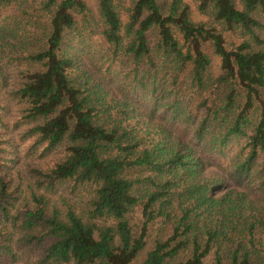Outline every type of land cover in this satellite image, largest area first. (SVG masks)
<instances>
[{
    "label": "trees",
    "instance_id": "1",
    "mask_svg": "<svg viewBox=\"0 0 264 264\" xmlns=\"http://www.w3.org/2000/svg\"><path fill=\"white\" fill-rule=\"evenodd\" d=\"M92 1L0 0V264H264V0Z\"/></svg>",
    "mask_w": 264,
    "mask_h": 264
},
{
    "label": "rangeland",
    "instance_id": "2",
    "mask_svg": "<svg viewBox=\"0 0 264 264\" xmlns=\"http://www.w3.org/2000/svg\"><path fill=\"white\" fill-rule=\"evenodd\" d=\"M87 1L91 5V7L94 9V2L92 0H87ZM193 15H194V18L196 20L202 19V17L199 14H197L196 12H194ZM212 63L214 65V67H216L217 66V59L212 57ZM19 156H20L19 161L15 162L13 167H14V171L19 172V174H21L22 176H24V174H27V169H28L27 165L28 164L36 165L39 162V161L33 159L32 157H28V158L24 157L23 158L22 155H19ZM55 157H56V155L51 154L50 156L45 157L43 159V161H45V163L49 164V163H51V160L54 159ZM206 172L208 174H219L220 173L214 164H209L208 167L206 168ZM225 183H226V187H227L226 189L227 190H232V191L238 192V193H245L246 192V190L244 191V189L235 187L230 181H226ZM131 221L133 223H135L136 226L140 227L141 221H140V216H139L138 211H135L131 215ZM156 227H158V226L156 225L150 229L149 240L147 242L146 247H149L151 245L150 242H151V240H153V238L156 235V233H155ZM256 238L261 241V244L262 243L264 244V229L263 230L261 229V231L257 232ZM35 253H36V251H31V250H29V247H28V248H26L25 251L17 252L16 255L19 257H24L27 255L30 260H35V258L33 257V255H35ZM205 264H209V262H206Z\"/></svg>",
    "mask_w": 264,
    "mask_h": 264
}]
</instances>
